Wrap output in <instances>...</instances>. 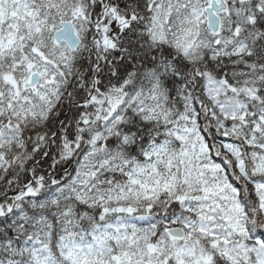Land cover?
I'll use <instances>...</instances> for the list:
<instances>
[{
	"label": "snow or ice",
	"instance_id": "obj_1",
	"mask_svg": "<svg viewBox=\"0 0 264 264\" xmlns=\"http://www.w3.org/2000/svg\"><path fill=\"white\" fill-rule=\"evenodd\" d=\"M0 264H264V0H0Z\"/></svg>",
	"mask_w": 264,
	"mask_h": 264
}]
</instances>
